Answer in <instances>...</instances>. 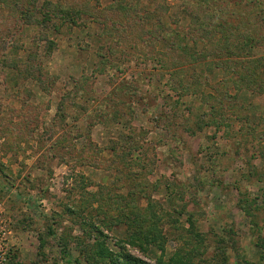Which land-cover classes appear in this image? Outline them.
<instances>
[{
  "label": "rangeland",
  "instance_id": "obj_1",
  "mask_svg": "<svg viewBox=\"0 0 264 264\" xmlns=\"http://www.w3.org/2000/svg\"><path fill=\"white\" fill-rule=\"evenodd\" d=\"M0 264H264V0H0Z\"/></svg>",
  "mask_w": 264,
  "mask_h": 264
},
{
  "label": "trees",
  "instance_id": "obj_2",
  "mask_svg": "<svg viewBox=\"0 0 264 264\" xmlns=\"http://www.w3.org/2000/svg\"><path fill=\"white\" fill-rule=\"evenodd\" d=\"M46 14H47V13H46ZM53 14H55V13H54L53 11L50 10V13L47 14V15H48L49 18H51V17L54 16ZM240 203L242 204V208H245V207L247 208V205H246V199H241V200H240ZM246 208H245V210L248 211Z\"/></svg>",
  "mask_w": 264,
  "mask_h": 264
}]
</instances>
